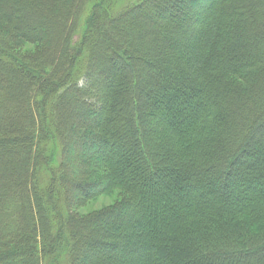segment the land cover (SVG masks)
I'll use <instances>...</instances> for the list:
<instances>
[{
    "label": "trees",
    "instance_id": "1",
    "mask_svg": "<svg viewBox=\"0 0 264 264\" xmlns=\"http://www.w3.org/2000/svg\"><path fill=\"white\" fill-rule=\"evenodd\" d=\"M211 2L0 0V74L12 69L37 84L32 95L0 75V148H25L15 173L22 177L0 167V264H87L74 237L125 216L147 231L144 264H264V183L252 184L264 179V147L251 145L264 146V0H225L207 15ZM170 7L175 22L165 14ZM134 23L137 33L123 31ZM24 41L35 53H20ZM155 101L167 109L158 125L169 133L163 138L145 131L158 123L144 114L155 115ZM37 113L53 123L41 118L44 141L34 156ZM68 113H92L97 123L76 124L86 162L66 154ZM175 119L174 129L165 125ZM105 143L132 154L122 162L105 148L95 160L90 147ZM100 166L102 186L129 197L78 216L68 196L79 184L74 174L94 175ZM195 191L204 199L192 198ZM89 241L103 255L113 247ZM99 257L88 264L116 263Z\"/></svg>",
    "mask_w": 264,
    "mask_h": 264
},
{
    "label": "rangeland",
    "instance_id": "2",
    "mask_svg": "<svg viewBox=\"0 0 264 264\" xmlns=\"http://www.w3.org/2000/svg\"><path fill=\"white\" fill-rule=\"evenodd\" d=\"M224 1L225 0H212V2L210 3V6L206 9L205 13L208 15L213 10L215 3L220 4V2H224ZM230 2L233 3L234 0H230ZM169 6H172V5L169 4ZM170 10H172V7H170V9L166 10L165 14L169 15V13H170L171 16H168V18L171 17L172 22H175L176 21L175 18H177V16H172L173 12H169ZM179 20L181 21V23L176 22L177 23L176 25L182 24L189 31L190 30L189 23H187L184 20H181L180 18H179ZM158 23L162 24V23H160V21H158L156 19V24H158ZM164 26H166V28H167V24H165ZM104 27H106L105 29H108L107 26H104ZM139 27L140 26L138 23H134L131 25H128V24L124 25L122 28H124L123 31L125 33L129 30H131V31L135 30L137 33ZM81 31L82 30L80 28V32ZM162 35L164 36V33H162ZM75 38H78V35H75ZM163 39H164V37H163ZM20 46H21L19 48L20 53H23V52L24 53L30 52L31 54L35 53L34 50L36 47L33 46V44H30V43L24 41ZM101 49L104 50L103 48H101ZM105 54H106V52H105ZM3 67L4 68L6 67L4 62H3ZM133 68H135L134 70L139 69V68H141V65L135 64ZM152 69H155V68L152 67ZM3 70L4 71H2V74H0V75H2L8 83L13 84V85L17 84L19 86L29 88L31 91V92L29 91V93L34 95V92L36 91L35 88H36L37 84L35 83V81H32L27 76V74L24 75L23 73H21V75H16V71H13L12 69H3ZM148 70H151V69L148 68ZM3 72H4V74H3ZM124 79H126V77ZM93 80H94V82H97V80H98V82L101 85H102V82L104 83V81L102 79H100V78L98 79L96 76L93 77ZM118 85H120V83H117V86ZM136 90H137V87H136ZM142 97H149V99H152V98H150L151 94H149V93L142 94ZM196 97H199L201 99L202 93L197 94ZM172 98H175V96ZM45 103H46V100L44 99L43 106L47 105ZM106 106L108 108H110L111 104L108 102V104H106ZM32 107L34 110H37V108H38L37 103L33 104ZM101 107H102V109L105 108V106L103 104L101 105ZM153 108H154V113L156 116L151 115L150 112H144V114L146 117H152V119H154L158 123H155L152 127H150L149 129H146L145 131L148 133L150 132L151 134H155L156 137H158V138L159 137L163 138L164 134H167L168 132L164 128H162L158 125H159L160 120L168 119V118H166L167 116L165 115L166 114L165 112L167 109H166V106L160 101L159 102L155 101ZM108 110H110V109H108ZM44 114L47 115V112H45ZM36 115H37V116H35L36 117L35 130L36 131H34V134H33L35 137V141H36L35 142L36 144L33 147L35 149L34 156L38 155V153L40 151L38 148L42 147V144L40 142L42 140L44 141V139H43V125L41 122L42 116L40 113H37ZM43 118H45L46 124L48 122H51V124L53 123V120H52V117H50V114H48V117H46L44 115ZM8 119H11V118L9 116L7 118H5L4 116L3 117L1 116V120H3V121L8 120ZM61 120H62L61 131L63 132L64 135L66 134L68 136V140L69 139L73 140L71 143L72 148H69L66 151L68 158L70 159V156H71V157H75V158L80 159V161L86 162L85 158H87V155H89V154H87L88 150L86 151V148L81 146V143H84L86 141L83 142V140H84L83 134L76 133V131H78V130H75V128H76V124L78 122H83V123H85L84 125H87V124L89 125V123L91 126L96 125L97 123L94 122L92 113H90V114L82 113L80 115H78V114L72 115L70 113H68L67 115L63 114ZM177 122H178V119L171 120V121L167 120L165 125L170 129H174V127H176L179 123V122L178 123ZM92 129L87 128V129H85V132L86 131L87 132H93ZM78 132H80V131H78ZM78 141L79 142L82 141V142L77 144ZM106 143L101 148L90 147V149H91L90 151H93V153H94L93 157L95 160H99L102 158V155L104 154L105 148H106V150H108V148L112 149L113 156H111V159L113 157H119L122 162L125 161L126 157H128V156L130 157L132 154L131 152H129V151H131L130 149H129V151L128 150L126 151V150L118 148L117 146H112L110 143L108 145ZM262 144H263V142H262ZM262 144L257 143V142H253L251 145L259 151L260 148L263 149L262 147H264V146H262ZM75 147H76V149H75ZM7 149H8V151L6 153L5 152L6 150L0 148V162H1L0 167H2V170L4 171V173L10 174V176L13 179H15L14 176H16V179H18L22 176L21 175L18 176L15 173H16V170H18L19 172L21 171V170H19L20 167L18 166V162L20 161V158L22 156L21 153L25 152V150H24L25 148L21 145H17V146L14 145L12 147H7ZM75 150H77V151H75ZM70 164L74 165V162H72ZM100 165H101V163H100ZM118 165L119 164H116V166H114V169H116L119 172L120 171L122 172L121 167ZM88 166H90V167H88V172H89V170H90L89 168H92L93 166H92V164H89ZM106 171H107L106 168L103 169L100 166L98 173L94 174V175L87 174L88 172L85 173V171L84 172L81 171L78 174L77 173L74 174L75 176L78 177V178H74V180L78 181L79 184L76 185V183H74L75 187L73 186L71 191H70V189H68V196H69V199L71 201L70 205H72L74 203L72 205V207L74 208V210L78 216L87 215L88 213L104 209L105 207L110 206L114 199L123 198L124 196L127 198L129 197V194L125 190H122L120 187L108 189V187L105 188V186H102V185H104V183L100 182V181H102V180L107 181ZM174 175H177V174L175 173ZM26 178L28 179V175L26 176ZM96 182L99 183L98 186H97L98 183H96ZM81 183H82V185H81ZM263 183H264V179H260V180L252 182L253 186H257V187ZM218 185H220V184L218 183ZM85 186H86V191H83ZM68 187H69V184H68ZM96 187H97V189H96ZM213 187L216 188V185ZM259 192H261V191H258V193ZM246 193H248L247 196L250 194L248 191H246ZM185 194H186L185 197L188 196L187 195L188 192H185ZM190 196L194 199H197V198L198 199H204L203 197L205 195H200V194H198L197 191H195L193 193H190ZM42 197H44V196L42 195ZM53 199L55 200V202H57V203L59 202L57 198L56 199L53 198ZM134 219H136V218H132L130 216L129 217L125 216L123 219L115 218L113 220H111V219H107L104 221L100 220L97 223H93L91 226L84 228V230L82 231L83 232L82 236L79 237L78 239L76 237H74V241L72 240V242H76L77 240L80 241V248H79V250L76 251L77 256H78L77 257L78 260L79 259L84 260L88 264V262H92L90 260H92V259L95 260L96 257L100 256V257H103L105 259L106 263L116 262L117 264H144V260L148 257V254L142 253L141 248L144 249L145 244H144V242L141 243L142 242L141 240L144 239V237H146L144 235H146L147 231H141L140 227L138 226L137 222L134 221ZM115 222H117L118 227L115 225L116 224ZM120 236L124 240L123 239L121 240ZM92 238H95L96 240H101V241H106V242L112 243L111 245L113 247L111 248V251L109 252L110 255L107 252L103 255L101 253L100 246L97 244L91 243L89 241V239H92ZM132 240H135V242ZM42 246H45V243L42 242ZM111 255H115V256H119V257H118V259L113 261V257ZM60 259L64 260L65 257H64V259L63 258H60Z\"/></svg>",
    "mask_w": 264,
    "mask_h": 264
}]
</instances>
